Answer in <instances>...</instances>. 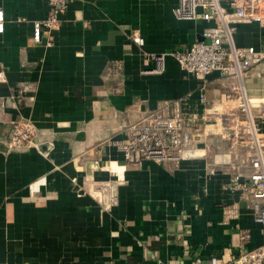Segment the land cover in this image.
<instances>
[{
	"label": "crops",
	"instance_id": "obj_1",
	"mask_svg": "<svg viewBox=\"0 0 264 264\" xmlns=\"http://www.w3.org/2000/svg\"><path fill=\"white\" fill-rule=\"evenodd\" d=\"M177 3L71 0L36 42L33 21L47 17L48 1L0 0V264H193L230 253L237 224L251 230L247 248L264 243L246 202L227 189L250 160L236 117L244 96L256 100L264 130V25L236 26L235 44L263 55L235 80L239 99H227L232 84L215 73L202 103L200 80L172 53L206 40L209 23L178 19ZM180 98L197 117L194 153L127 163L114 143L125 125ZM14 119L35 128L15 150Z\"/></svg>",
	"mask_w": 264,
	"mask_h": 264
},
{
	"label": "built area",
	"instance_id": "obj_2",
	"mask_svg": "<svg viewBox=\"0 0 264 264\" xmlns=\"http://www.w3.org/2000/svg\"><path fill=\"white\" fill-rule=\"evenodd\" d=\"M47 1V17L33 21V39L36 42L41 41L45 30L59 23L60 13L71 0ZM173 11L178 19L209 23L202 31L206 40H195L188 48L172 53L182 70L200 80L199 100L206 102V84L209 76L215 73L220 78L229 79L234 92L227 93L226 97H233L239 89L235 80L241 81L247 77L263 57L254 46L238 47L235 44L236 26L248 22L264 25V0H178ZM3 23L4 12L0 7V32L3 31ZM153 57L157 62L154 71L159 72L163 67V55ZM183 103L184 98L165 101L157 109L147 111L139 119L125 125V139L114 143L123 151L127 163L139 165L144 160H153L176 164L187 154L194 153L193 134L197 117L186 114ZM244 134L245 141L250 145V160L248 166H239L230 175L227 189L246 202L254 222L264 229V130L256 117H248ZM34 135L35 128L31 121L14 119L7 145L9 149H21L32 141ZM251 238V230L237 224L229 246L230 253L213 257L210 261L196 258L193 264H264V243L247 248Z\"/></svg>",
	"mask_w": 264,
	"mask_h": 264
},
{
	"label": "rangeland",
	"instance_id": "obj_3",
	"mask_svg": "<svg viewBox=\"0 0 264 264\" xmlns=\"http://www.w3.org/2000/svg\"><path fill=\"white\" fill-rule=\"evenodd\" d=\"M240 94V93H239ZM248 96V95H247ZM244 98H245V100H244ZM244 98H243V100L244 101H242V102H240V104L241 103H243V105L242 106H240L239 108V113L236 115V117L238 118V119H240V120H244V121H246V124L245 125H247V120H248V117H250V116H254V114H255V109H254V107H253V105L254 104H257V102H256V100L255 99H252L253 97H251V96H248V97H245L244 96ZM228 100H232V101H234V100H236V99H239L238 98V95H235V97L233 96V97H231V98H227ZM240 101V100H239ZM236 105H237V103L236 104H234V106L236 107ZM234 107V108H235ZM238 110V109H237ZM257 117V116H256ZM245 140H246V138H245Z\"/></svg>",
	"mask_w": 264,
	"mask_h": 264
}]
</instances>
